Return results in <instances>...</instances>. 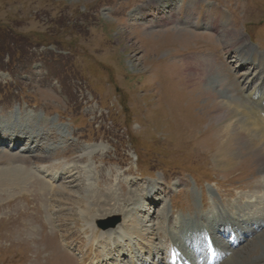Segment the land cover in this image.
Masks as SVG:
<instances>
[{
	"label": "rangeland",
	"instance_id": "374dc122",
	"mask_svg": "<svg viewBox=\"0 0 264 264\" xmlns=\"http://www.w3.org/2000/svg\"><path fill=\"white\" fill-rule=\"evenodd\" d=\"M179 9L201 13L199 26L176 24ZM213 16L226 36L202 30ZM244 43L264 63V0H0V124L40 133L39 150L0 153V174L22 167L42 180L0 188V264H77L108 247L131 264L135 248L153 258L161 222L183 239L199 220L264 225V156L242 144L228 165L215 156L242 121L229 78L250 70H238L232 52ZM228 50L227 77L215 61ZM234 102L236 115H226L221 106ZM130 215L136 234L121 228L100 240V221L128 226ZM240 245L230 263L253 264L264 253V227Z\"/></svg>",
	"mask_w": 264,
	"mask_h": 264
},
{
	"label": "bare ground",
	"instance_id": "6f19581e",
	"mask_svg": "<svg viewBox=\"0 0 264 264\" xmlns=\"http://www.w3.org/2000/svg\"><path fill=\"white\" fill-rule=\"evenodd\" d=\"M173 4H171L170 6H172ZM169 13V12H168ZM206 24H209L211 25V27H207V28H216L218 25L215 24V21L213 22H207ZM220 24H223V23H220ZM221 32H225V36L227 33H229V29H222ZM182 34H185V36L189 35L188 33L186 32H183L179 35H176V36H180V39H183L185 38ZM224 37V36H223ZM243 42V41H242ZM244 45V44H243ZM226 68V67H225ZM198 81V80H197ZM227 83V82H226ZM225 83V85H226ZM194 85V84H193ZM195 88H199L201 89V85H199L198 83L195 84ZM195 88H193L195 90ZM202 90V89H201ZM196 91V90H195ZM192 92V91H191ZM235 92V91H234ZM193 93V92H192ZM202 94L206 95L207 97V100L211 99L212 95L210 94H206L205 91H202ZM190 95V94H189ZM199 95V93H198ZM190 96H192L194 98V95L191 94ZM203 96V95H202ZM198 97V96H197ZM205 97V96H204ZM205 97V98H206ZM215 100V99H214ZM218 103V102H216ZM240 105V107H242V116H241V119L242 121L240 122V124H235L234 125V129L235 131H233L232 133H230V141H229V146L226 145L225 142H222L220 144V141H218V145L216 144V151H215V156H216V160L217 162L220 164V165H228V163H230L232 161V159L236 158L237 156V148L235 149L234 147L237 145V144H242L244 145V148L247 152L253 154V155H262L264 156V118L263 116L261 115V113L259 112V110H256V109H252L250 107H248L246 104L244 103H238ZM236 102H234V105H223L221 106L222 110H224L225 114L226 115H229V113L231 112L230 115L234 116L236 115V112H237V108L239 107ZM229 108H232V109H229ZM221 110V111H222ZM231 116V117H232ZM230 117V118H231ZM236 118V117H235ZM220 117L218 116V119L216 120L219 121ZM221 124H223V122L226 120V117H221ZM237 122V121H236ZM229 123V121H228ZM12 125V124H11ZM8 126V125H7ZM23 126V125H22ZM15 127V126H14ZM20 127V126H19ZM28 127H26L25 129H27ZM215 128V127H214ZM213 128V129H214ZM24 129V130H25ZM29 129V128H28ZM220 128L218 129H214L212 131H216V133H218V137H220V133H222V131L219 130ZM31 131V130H30ZM41 132V131H40ZM36 133V132H35ZM42 133V132H41ZM214 133V132H213ZM27 135H19L18 138H17V141L15 143V146H19L23 143H26V142H30L32 145H34V148H39L40 145L35 143V141L37 139L40 138L39 134H38V131L36 134H33V135H29V132L27 131L26 132ZM42 136V135H41ZM212 139V138H211ZM216 139V138H215ZM41 141V140H39ZM212 143H215L213 140H210ZM38 142V141H37ZM226 145V146H225ZM234 146V147H233ZM259 154V155H258ZM37 159V158H36ZM39 160V159H38ZM37 160V161H38ZM22 167H18L17 169H13L11 170L8 174H6L5 176L4 175H1L0 174V188H4V189H1V190H10V189H21L23 188L24 186L23 185H27L28 183L30 182H34L35 180H38L40 182H42V180L40 179H32L34 177L31 178V175L32 173H30L29 171L23 169ZM64 175V174H62ZM60 175V177L62 176ZM65 176V175H64ZM29 179H31L29 181ZM29 181V182H28ZM37 183V182H36ZM50 183V182H49ZM32 184V183H31ZM51 187H53L52 183H50ZM35 186V185H34ZM39 187V186H38ZM71 188V187H70ZM57 189V192H60L61 191V187H58L56 188ZM65 190H67L66 187H64ZM45 191V190H44ZM42 191V192H44ZM52 191V190H51ZM151 192V191H150ZM109 193V192H108ZM92 195V194H91ZM108 197V196H107ZM110 199V198H108ZM150 200H154L155 202V199H149L148 198L146 199V202L149 203ZM99 202V200H98ZM103 202V201H102ZM107 203V202H106ZM105 203V204H106ZM115 204H117L115 202ZM87 208V207H86ZM92 210V209H91ZM112 210H117V211H121L123 210V207H121V205H118V207L116 205H113L111 208H110V211ZM123 212V211H122ZM89 213V212H88ZM113 213V212H112ZM126 214V213H125ZM98 215V214H97ZM92 217V218H91ZM130 219H131V215H130ZM90 220L91 222L93 221V215L90 216ZM130 221V220H129ZM136 220L135 219H131L130 221V224H128V226H122V224H119L116 228H113V229H108V230H105V231H102L99 233L98 237H100V240L103 241V239H108V238H111L112 235H114L117 230L121 229L122 228V232L125 233L126 235H128L127 233H135V230L137 229L135 226L136 224L134 223ZM91 222L89 223L90 226H92ZM255 225V224H254ZM240 226V225H239ZM238 227V226H237ZM92 235L94 234V229L95 227L92 226ZM136 228V229H135ZM135 229V230H134ZM137 232V230H136ZM211 234H215V231L214 229L210 232ZM254 233V230L251 231V234ZM136 234V233H135ZM235 239H238L236 234L234 233L233 234ZM139 236V235H138ZM97 238V237H96ZM103 238V239H102ZM244 238H245V235H244ZM95 240V239H94ZM226 246L227 244L224 243H219L218 245V248H222L223 249H226ZM123 252V251H122ZM233 259H235V255L232 257ZM261 258H264V253H262V256H259L257 257V261L258 259H261ZM219 264H231L230 261H229V258H226L224 259L221 263Z\"/></svg>",
	"mask_w": 264,
	"mask_h": 264
},
{
	"label": "water",
	"instance_id": "95a60500",
	"mask_svg": "<svg viewBox=\"0 0 264 264\" xmlns=\"http://www.w3.org/2000/svg\"><path fill=\"white\" fill-rule=\"evenodd\" d=\"M116 220H117V218H116Z\"/></svg>",
	"mask_w": 264,
	"mask_h": 264
},
{
	"label": "trees",
	"instance_id": "16d2710c",
	"mask_svg": "<svg viewBox=\"0 0 264 264\" xmlns=\"http://www.w3.org/2000/svg\"><path fill=\"white\" fill-rule=\"evenodd\" d=\"M2 36V35H1Z\"/></svg>",
	"mask_w": 264,
	"mask_h": 264
}]
</instances>
